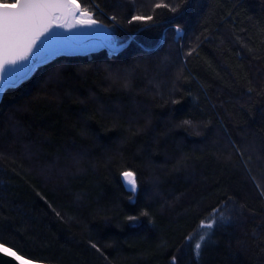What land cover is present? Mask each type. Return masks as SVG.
Listing matches in <instances>:
<instances>
[{"label": "trees", "instance_id": "16d2710c", "mask_svg": "<svg viewBox=\"0 0 264 264\" xmlns=\"http://www.w3.org/2000/svg\"><path fill=\"white\" fill-rule=\"evenodd\" d=\"M81 2L129 43L4 91L0 243L52 264H264V0ZM214 208L230 220L197 259Z\"/></svg>", "mask_w": 264, "mask_h": 264}, {"label": "snow or ice", "instance_id": "6c2138e0", "mask_svg": "<svg viewBox=\"0 0 264 264\" xmlns=\"http://www.w3.org/2000/svg\"><path fill=\"white\" fill-rule=\"evenodd\" d=\"M178 7H170L163 0L155 4V9H168L172 13L177 12ZM92 8L99 11L95 4ZM110 19L115 21L116 17L112 16ZM128 23H135L147 29L155 26L157 20L153 15L136 14L131 16ZM85 28H102L107 31L108 25L95 19L94 11L86 7L81 0H0V86L4 84V75L9 67L24 65L33 58L38 43L45 35L54 29L71 31ZM173 31L176 37H181L182 26L175 25ZM188 55H192V50ZM8 88L12 86L9 85ZM173 103H179V101H173ZM190 124V121H182V125ZM120 176L125 188L135 194L138 190L136 173L132 170H124ZM129 198L132 199L131 196ZM212 213L207 223L201 221L200 224V228L204 231L193 246L197 259L201 255L203 244L211 239L210 233L214 225L223 227L230 220V217L219 208L212 209ZM143 214L146 215V213ZM136 219H138L137 216L128 217L129 221ZM92 247L97 246L93 244ZM0 254L14 258L18 264H33V261L25 259L4 244H0ZM170 264H176L175 256L172 257Z\"/></svg>", "mask_w": 264, "mask_h": 264}, {"label": "water", "instance_id": "95a60500", "mask_svg": "<svg viewBox=\"0 0 264 264\" xmlns=\"http://www.w3.org/2000/svg\"><path fill=\"white\" fill-rule=\"evenodd\" d=\"M92 43L100 44L101 47L115 53L123 49L129 43V40L124 45L115 47L101 36H85L83 34V29H75L71 31L54 29L49 34L45 35L38 43L33 58L30 61L24 65L9 67L7 69V72L4 75V84L0 86V100L9 85L12 87L19 85L21 82L28 79L38 67L62 55L85 53L89 50L82 51L81 48ZM31 261H33V264H52L35 260ZM0 264H18V262L15 261L14 258L0 254Z\"/></svg>", "mask_w": 264, "mask_h": 264}, {"label": "rangeland", "instance_id": "374dc122", "mask_svg": "<svg viewBox=\"0 0 264 264\" xmlns=\"http://www.w3.org/2000/svg\"><path fill=\"white\" fill-rule=\"evenodd\" d=\"M88 31L92 35L101 36V37L105 38L111 45H115V43H116V37L113 34V30L109 26L107 28V31H105L102 28H98V29H88ZM99 47H101V46H99Z\"/></svg>", "mask_w": 264, "mask_h": 264}, {"label": "bare ground", "instance_id": "6f19581e", "mask_svg": "<svg viewBox=\"0 0 264 264\" xmlns=\"http://www.w3.org/2000/svg\"><path fill=\"white\" fill-rule=\"evenodd\" d=\"M83 34L85 35V36H92V34L91 33H89V31H88V29H83ZM99 46H101L100 44H96V43H92V44H89V45H85V46H83L82 48H81V50L82 51H86V50H91V49H94V48H97V47H99ZM0 244H2V243H0ZM6 246V245H5ZM6 247H8V246H6ZM10 248V247H9ZM20 255V254H19ZM25 258V257H24Z\"/></svg>", "mask_w": 264, "mask_h": 264}, {"label": "clouds", "instance_id": "9594fccd", "mask_svg": "<svg viewBox=\"0 0 264 264\" xmlns=\"http://www.w3.org/2000/svg\"><path fill=\"white\" fill-rule=\"evenodd\" d=\"M184 120L190 121L191 124L193 123V121L190 118H185Z\"/></svg>", "mask_w": 264, "mask_h": 264}]
</instances>
